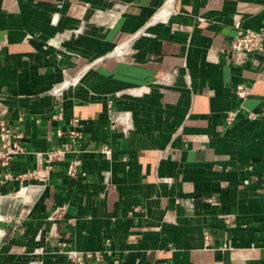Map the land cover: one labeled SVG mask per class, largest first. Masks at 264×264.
Masks as SVG:
<instances>
[{
  "label": "crops",
  "instance_id": "0c3cea01",
  "mask_svg": "<svg viewBox=\"0 0 264 264\" xmlns=\"http://www.w3.org/2000/svg\"><path fill=\"white\" fill-rule=\"evenodd\" d=\"M238 27L264 29V0H0V121L25 150L0 169V264H264V50L234 66ZM238 84L256 118L226 125Z\"/></svg>",
  "mask_w": 264,
  "mask_h": 264
},
{
  "label": "built area",
  "instance_id": "2783aa9c",
  "mask_svg": "<svg viewBox=\"0 0 264 264\" xmlns=\"http://www.w3.org/2000/svg\"><path fill=\"white\" fill-rule=\"evenodd\" d=\"M230 60L232 64L236 67H242L244 65H251L256 67L258 65V60L255 57V54L264 50V29H242L238 27L236 29L235 36L230 42ZM234 96L238 100V106L225 113V123L226 125H231L235 118L239 114H246L248 118L255 119L256 115L246 111L243 106V102L249 94V88L244 84H238L234 88ZM110 107V103L108 105ZM111 127L115 128L117 124V119L111 115ZM73 123H76V120H73ZM60 135V133H59ZM71 138L79 136L75 132L69 133ZM71 150L70 144H62L56 149L48 150L45 153H34V168L29 170L24 175H20L17 178L19 181L23 179L36 180L44 182L48 178V172L51 169L50 163L54 161H59L63 158L64 154L67 151ZM100 151L110 156V149L107 146H103ZM25 154L24 148L19 143L18 139L13 134L12 130L7 127L3 122L0 121V169H5L9 166L11 161L15 156ZM44 161L46 165H44ZM77 162H73L68 166L67 173L68 175H73L76 172ZM2 179L8 180L12 178L7 171H4L1 174ZM26 187H21V191L24 192ZM65 214V207L60 206L56 207L50 214V221H57L63 219ZM69 220L68 222H71ZM224 222L229 224V220L225 219ZM60 251L66 247L64 243L59 245ZM63 255L67 260L72 264H86L87 262H100L103 261L105 257H110L111 253L108 251H77V250H68L62 251ZM112 264H118L117 261H112Z\"/></svg>",
  "mask_w": 264,
  "mask_h": 264
},
{
  "label": "bare ground",
  "instance_id": "6f19581e",
  "mask_svg": "<svg viewBox=\"0 0 264 264\" xmlns=\"http://www.w3.org/2000/svg\"><path fill=\"white\" fill-rule=\"evenodd\" d=\"M167 3V2H166Z\"/></svg>",
  "mask_w": 264,
  "mask_h": 264
}]
</instances>
